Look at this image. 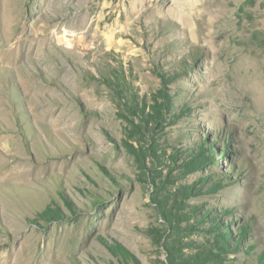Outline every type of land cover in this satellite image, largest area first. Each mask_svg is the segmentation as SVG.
<instances>
[{
	"label": "rangeland",
	"instance_id": "1",
	"mask_svg": "<svg viewBox=\"0 0 264 264\" xmlns=\"http://www.w3.org/2000/svg\"><path fill=\"white\" fill-rule=\"evenodd\" d=\"M0 264H264V0H0Z\"/></svg>",
	"mask_w": 264,
	"mask_h": 264
}]
</instances>
